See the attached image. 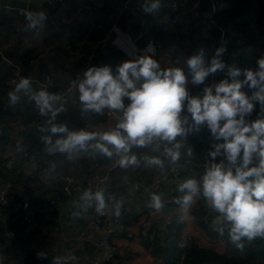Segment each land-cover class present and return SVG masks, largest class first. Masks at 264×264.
Returning <instances> with one entry per match:
<instances>
[{
	"label": "crops",
	"instance_id": "obj_1",
	"mask_svg": "<svg viewBox=\"0 0 264 264\" xmlns=\"http://www.w3.org/2000/svg\"><path fill=\"white\" fill-rule=\"evenodd\" d=\"M125 0H0V8L6 12L0 14V52L4 54L13 64L21 67H28L38 77L50 78V92L55 93L64 88L72 79L92 66L108 65L115 69L122 62L134 60L143 55H151L157 60L162 69L174 67V63L183 68L189 79L187 88L190 95H195L199 86H190L191 74L187 68V59L203 49L206 60H210L218 47H225L226 52L221 59L226 65L232 66L233 61L238 63L241 70L246 68L254 69L256 61L264 56V0H251L248 2L253 6L254 16L250 24L253 38L244 39V45L240 46L238 33L233 25L227 27V35L224 31L219 40L214 39L213 23L210 17L219 11L229 9L223 0L213 2V12L204 13L197 11V0H162L161 9L153 14L146 15L140 8L122 14L121 9ZM176 1L177 10L172 9V2ZM143 3V0H140ZM91 7H95L92 9ZM17 10H23L32 20L39 18L43 14V19L33 28L25 26L19 19ZM171 17H176L177 23L172 30L163 31L162 24ZM30 20V24L32 23ZM255 23L253 27L252 24ZM118 23L120 30L112 34V39L117 45V50H112L107 44H100L104 35L109 33L113 24ZM136 33L135 39L130 37V32ZM262 41V42H261ZM153 44L154 52L146 51L147 46ZM261 49L262 55L257 56ZM30 52L28 61L32 64L24 65V59L28 58L23 53ZM91 52L90 59L85 60L86 53ZM170 58L174 62L168 60ZM3 61V60H2ZM4 71L0 69V78L4 74L7 76L10 64L4 61ZM227 78V68L223 72H218L209 76L210 86L218 83L221 79ZM238 79H243L239 77ZM10 91L7 93L5 102L13 110H20L25 117L34 116L37 110L35 100L31 96L37 94L41 89L39 85L30 88L29 93L20 92L17 95L19 100L12 104L9 101V93L15 89V85L8 81ZM204 87H207L206 81ZM242 91H248L246 88ZM27 95V96H26ZM128 101L125 99V104ZM54 108L62 109L53 120L51 113L44 115L39 127L40 135L44 139L52 137L53 142L66 134H56L53 136L48 129L53 125H65L68 131H91L102 133L111 131L118 123V117L113 116L110 110L105 109L102 114L88 111V122L83 119L67 114V108L77 107L81 111L83 105L79 100L78 87L70 95L69 102L58 100L53 103ZM256 113L250 117L255 120V115L259 112L257 105ZM185 115L190 117L186 109ZM262 115V114H261ZM191 123V119L189 120ZM30 126L26 123L16 122L12 131L16 146L9 147L3 157L12 159V167L24 169L23 183L20 185V193L23 202L17 205L16 210H20L26 217L27 227L25 238L27 243H20L17 249L18 257L9 264H52L55 258L62 255V264H102L110 254V249L103 246L102 242L106 235H111V242L118 249L115 256L119 258L114 264H169L181 256L183 249L190 243H196L202 248L215 250L224 253L227 249H234V243L229 239L227 231L224 235H218L217 239L208 236L203 227V220L213 221L218 215L210 208L202 197L198 198L192 205L187 216L194 219L181 221V205L177 203L185 193L179 191V185L186 179L194 178L200 180L198 171L183 164L184 161L191 162H211L208 156L212 151V145L217 143L212 137L208 143L201 141L202 129L193 130L181 138L177 137V142L183 146L179 149L181 157L174 164L166 155L167 147L170 144L163 141H154L151 145L139 148L133 146L131 155L136 156L138 163L123 168L124 183L119 186L121 190L115 198L120 205H125L132 209L136 218L125 228L116 226L114 220L119 206L105 208L103 213L96 210L87 212L84 208H78L74 199L58 200V217L52 222L50 219V209L40 211L33 207L34 199L38 198L41 192L48 185L56 182L62 177H71L74 180L73 190L78 193L81 183L89 179L94 173L96 179H102L106 173L118 166L116 155L112 161L101 170L96 168L91 173L87 167L86 159L90 157V163L94 164L93 155L97 149L89 146L87 151H74L73 153H60L58 151L49 152L50 145L46 144L44 150L29 156L22 146L20 133ZM97 141L90 142L94 145ZM111 147V146H110ZM25 151L27 160L18 159L21 151ZM191 150L192 155H187ZM90 153V154H89ZM90 155V156H89ZM56 157H60L59 166L54 164ZM159 158L161 165L149 164L146 158ZM221 158H217L219 162ZM45 166L47 173L41 166ZM41 175L42 186L38 181ZM14 181L17 177L13 178ZM10 183V182H9ZM5 186L6 182L2 181ZM7 186V185H6ZM8 187V186H7ZM94 191V189H91ZM159 195L162 202L173 197L174 202L167 206L164 213L149 216L145 209L151 200L152 195ZM0 203V229H9L15 226L16 219L11 213L4 212ZM202 211L206 217L202 219V225L196 218V212ZM215 234V232H213ZM171 237V240L169 239ZM9 238H0V264H5V257L1 254L7 247ZM5 244V245H4ZM89 249L92 254H86ZM50 250L48 259H38L37 253Z\"/></svg>",
	"mask_w": 264,
	"mask_h": 264
},
{
	"label": "clouds",
	"instance_id": "obj_2",
	"mask_svg": "<svg viewBox=\"0 0 264 264\" xmlns=\"http://www.w3.org/2000/svg\"><path fill=\"white\" fill-rule=\"evenodd\" d=\"M140 7L146 15H153L161 9L162 0H143ZM43 18V14L36 20L29 17L30 27L35 28ZM154 48L149 44L146 51L154 52ZM225 52V47H218L212 58L206 60L201 49L187 59L190 82L194 86L203 85L210 75L227 68V78L204 87L202 96L190 95L189 79L183 68L162 69L151 55L122 62L115 69L108 65L89 67L78 84L83 110L97 114L105 109L113 111L119 114L118 123L111 131L102 133L70 132L65 125H53L48 129L53 136H66L54 142L51 136L44 137L45 144L51 146L48 151L71 154L87 151L91 146L109 158L120 155L119 166L127 168L138 163L136 156L127 155L133 146L144 148L158 140L171 145L166 155L174 164L180 159L179 149L183 146L177 137L183 138L206 125L217 143L208 153L211 162L201 179L189 178L179 185V191L185 193L177 201L185 214L181 215V221L194 219L186 214L202 197L218 214L212 223L213 230L220 235L227 231L238 249H243L244 241L264 238V115H261L264 113V56L257 59L254 69L241 70L225 64L221 59ZM241 76L243 79H238ZM30 88V80L22 78L9 93V101L15 104L20 98L17 93H29ZM245 88L247 92L242 91ZM31 99L42 116L51 113L53 120L62 110L53 107V102L61 98L45 90ZM257 105V118L251 120ZM185 109L190 117L181 118ZM92 141L97 142L90 145ZM187 155H192L191 150ZM146 159L149 164L161 165L159 158ZM81 200L85 211L92 207L93 201L97 213H103L107 206L103 192L99 191H86ZM148 207L159 212L163 207L161 197L153 194ZM37 258L47 259V253L38 252ZM62 261V257L55 258V264Z\"/></svg>",
	"mask_w": 264,
	"mask_h": 264
},
{
	"label": "trees",
	"instance_id": "obj_3",
	"mask_svg": "<svg viewBox=\"0 0 264 264\" xmlns=\"http://www.w3.org/2000/svg\"><path fill=\"white\" fill-rule=\"evenodd\" d=\"M250 1L251 0H223V2L228 4L229 9L216 12L211 17L215 40H219L221 38L223 31L225 35H227L226 30L230 25L235 27L236 31L240 33V36H242L243 39L250 40L253 38V33L249 27L255 13L253 6L248 3ZM29 53L30 52H28L26 55L28 58L24 59V65L28 64V60L31 58ZM4 67V61H2L0 58L1 74L2 71H4ZM12 74L13 68L10 67L7 71V76L4 78L3 74L0 78V188H5L8 186L6 195L7 204L3 206L2 210H4L6 214L11 213L12 218L16 219V222L14 223L15 226L9 228L14 232L15 237L9 238L10 241H8L7 247L1 252V254L5 257V264H9L18 257L17 249L11 248L18 247L20 243L26 244L28 241V238H25L24 236L27 227L26 217L22 211L16 210L17 205L23 202V197L19 188L23 183L24 169L23 166H10L9 169H7L8 159L3 157V154L7 150L6 147L16 146L14 133L12 131L13 125L16 124V122H21L30 126L28 129L20 133L22 146L26 149L29 156L40 153L46 147L44 139L40 135V131H42L41 128L32 127L33 125L30 124L36 119V113L34 116L31 115L29 117H25V115L20 110H13V108L6 105L5 98L11 89L8 85V81L11 80ZM253 113H256V111ZM256 117L257 115H255V118ZM47 136H49L48 132ZM114 155L109 158L104 156L99 151H96L95 155L92 157L94 164L90 163V157L86 159L89 171L92 173L93 169L96 168V164H99L101 167H105V165L112 161ZM127 155L133 156L131 155V150L129 153H127ZM59 159L60 157H56L54 160V164L56 166H59ZM41 169H45V166H41ZM94 173L92 174L95 175ZM108 175L109 180L106 181L104 186L98 191L103 192L106 205H111L112 207L113 205L119 206L120 202L116 200L115 196L121 191L119 190V186L124 183L123 168H121L118 164L117 167L108 171ZM14 177H17L16 181L13 180ZM66 177L59 178L56 182L45 187L40 196L33 201V207L38 208L40 211L51 208L49 216L52 222L58 217V212L56 211L55 207L52 206L53 202L62 199H74L77 203V207L83 208L84 202L81 200L83 193L86 191L95 193V191H92L90 188L82 185L78 193L72 191L71 194H67L64 190V179ZM42 180L45 182L39 173L38 181L41 183V185ZM2 181L6 182L7 186H4ZM94 209L95 201L92 202V207L88 208L86 211L91 212ZM119 211V218L126 224H130L131 221L136 218L135 212L125 205H120ZM205 217L206 215L205 213H202V211L196 212V218L200 225H202V219ZM212 223L213 221H208V224L204 225L203 229L208 236L212 237L213 239H217L219 233L213 230ZM3 230L4 229H0V231ZM213 232H215V234H213ZM169 239L171 240V237ZM243 243V249H238L236 245H234V249H227L224 253L202 248L196 243H190L183 249L180 258L169 264H264V238H257L253 241H244ZM41 252L47 253V259L50 257V250ZM85 253L92 254L93 252H91L89 249H86ZM117 258H119V256L114 255V257L105 264H114L113 262L117 260Z\"/></svg>",
	"mask_w": 264,
	"mask_h": 264
},
{
	"label": "built area",
	"instance_id": "obj_4",
	"mask_svg": "<svg viewBox=\"0 0 264 264\" xmlns=\"http://www.w3.org/2000/svg\"><path fill=\"white\" fill-rule=\"evenodd\" d=\"M140 5H141L140 0H125L123 5H122L121 13L122 14H127V13H130V12H133V11H139L140 8H141ZM171 6H172L173 10H177L176 1H173ZM91 8L95 9V7H91ZM6 10H7V8L6 9L0 8V14H4L6 12ZM17 15H18L19 19L24 22V25L26 27L30 25V19L27 16L25 11L17 10ZM211 17H210V22H212L211 21V19H212ZM176 23H177L176 17H171L170 19H167L162 24V30L163 31L172 30ZM252 26L253 27L255 26L254 22H253ZM119 30H120L119 24L118 23L113 24L111 31L104 35L103 39L100 41V44H107L112 50L113 49L117 50L118 48H117V45L114 43V41L112 39V34L117 32V31H119ZM130 37L135 39L136 33L134 31L130 32ZM238 44L240 46L244 45L243 37H240V39L238 40ZM23 55L26 56L27 53L24 52ZM261 55H262V51H261V49H259L258 52H257V56H261ZM0 58L3 61H5L8 64H10V66H12V68H13V74H12V77H11V80H10L13 84H17L22 78H28L30 80V82H33L36 85H39L41 90H45V91L49 92L50 94H54V95L60 97L61 99H59V100H63L64 102H69L70 95L73 92L76 91V88L78 87L79 82L83 79V73L84 72H82L79 75V77L70 80L68 82V84L64 88L59 89L55 93H51L50 92V86H49L50 85V78L49 77L46 76L44 78H40L32 70H30L29 66L24 68V67H21L19 65L13 64L1 52H0ZM168 60L170 62H174L170 58H168ZM32 62H33V60L29 61V65L32 64ZM232 66L233 67H237L238 63L236 61H233ZM174 67H178V66L174 63ZM57 101H55V102H57ZM4 109H6V108H4ZM110 113L113 116H115V117L119 116V114H117V113H115L113 111H110ZM262 115H264V113H262ZM184 116H185V112L183 111L181 113V118H183ZM43 120H44V116H42L40 114L39 109L37 108V110H36V119L33 122H31L30 124H32V125H41L43 123ZM211 138H212V135H211L210 131L207 129L206 125H202L201 141L206 144V143H208L210 141ZM167 148H170V147H167ZM167 148H165V149H167ZM6 149H9V146L6 147ZM121 155H123V153H121ZM120 158H121L120 155H116V163L119 162ZM11 162H12V159L7 163V169H9V167L11 166ZM183 164L186 165V166H190L191 168L196 169L198 171L199 178L201 179V177H202V175H203V173L205 171V168H206L208 163L207 162H191L189 160H186V161L183 162ZM102 168L103 167H101L99 164H96L97 171L101 170ZM47 172H48L47 169H44V173H47ZM108 180H109L108 172L106 173L105 177L102 178V179H96L95 175L91 174L89 176V179H87L85 182L81 183L80 187L82 185H84L85 187H88L90 189H94V191L97 192L101 187L104 186L105 182L108 181ZM64 182H65L64 190H65V192L67 194H71V192L73 190H76V187H74L73 178L66 177L64 179ZM6 195H7V187L0 188V203H2L3 205L7 204ZM173 202H174L173 197L168 198V199H166L163 202V207H162V209L159 212H157L156 210H154V209H152L150 207H147L145 209V213L147 215H149V216H152V215H155V214H162V213H164L166 207L171 205ZM52 206L56 208L58 206L57 202H53ZM106 207L109 208V207H112V206L111 205H107ZM49 209L51 210V208H49ZM1 217H2V212L0 211V218ZM114 222H115L116 226L121 228V229L125 228L128 225V224L124 223L119 217H117L114 220ZM204 222H205V224H208V220L207 219H205ZM2 236H5L7 238H13V237H15V234H14V232L12 230L6 229V230H3V231H0V237H2ZM102 245L106 246V247H108V249H110V254L107 256L106 261L104 263H102V264H105V263L109 262L111 260V258L114 257L115 253L117 252L118 247L111 242V235H106L105 239L102 242Z\"/></svg>",
	"mask_w": 264,
	"mask_h": 264
},
{
	"label": "water",
	"instance_id": "obj_5",
	"mask_svg": "<svg viewBox=\"0 0 264 264\" xmlns=\"http://www.w3.org/2000/svg\"><path fill=\"white\" fill-rule=\"evenodd\" d=\"M197 1H198V4H197V11L198 12H204V13H212L213 12V2L216 1V0H197ZM91 55H92L91 52L86 53V55L84 56V59L85 60L90 59ZM205 81H206L207 86H210L209 77ZM30 83H31V87L36 85L33 82H30ZM190 86L193 87V89H194V86L191 83H190ZM203 88H204V84L199 87V89L195 92V95L196 96H202ZM67 114L70 115V116L79 117V118L83 119V121H85V122H88V120H89L88 111H86V112L85 111H81L77 107L67 108ZM201 129H202V127H201ZM18 159L27 160L28 161V158H26L25 151L22 150L19 153ZM59 257H62V255L60 254ZM52 264H55V262L52 263Z\"/></svg>",
	"mask_w": 264,
	"mask_h": 264
}]
</instances>
